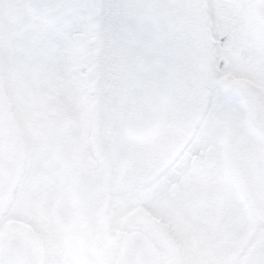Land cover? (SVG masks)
<instances>
[{
    "label": "snow or ice",
    "instance_id": "6c2138e0",
    "mask_svg": "<svg viewBox=\"0 0 264 264\" xmlns=\"http://www.w3.org/2000/svg\"><path fill=\"white\" fill-rule=\"evenodd\" d=\"M0 264H264V0H0Z\"/></svg>",
    "mask_w": 264,
    "mask_h": 264
}]
</instances>
